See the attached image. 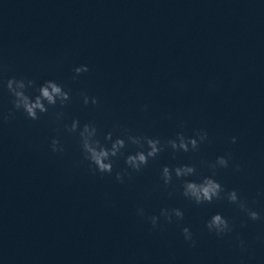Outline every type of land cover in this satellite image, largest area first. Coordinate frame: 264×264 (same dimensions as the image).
<instances>
[{
  "label": "water",
  "instance_id": "95a60500",
  "mask_svg": "<svg viewBox=\"0 0 264 264\" xmlns=\"http://www.w3.org/2000/svg\"><path fill=\"white\" fill-rule=\"evenodd\" d=\"M13 77L35 82L30 96L54 80L70 100L28 119L13 108ZM84 124L106 146L108 133L125 139L111 175L84 159ZM200 130L197 150L166 147L125 172L139 150L128 136L164 144ZM228 153L215 179L260 220L226 199L196 205L182 180L161 179L164 166L190 165L199 181ZM173 208L183 220L152 229L147 217ZM216 213L233 226L223 238L205 227ZM0 264H264V0H0Z\"/></svg>",
  "mask_w": 264,
  "mask_h": 264
},
{
  "label": "clouds",
  "instance_id": "9594fccd",
  "mask_svg": "<svg viewBox=\"0 0 264 264\" xmlns=\"http://www.w3.org/2000/svg\"><path fill=\"white\" fill-rule=\"evenodd\" d=\"M88 71L87 65H81L74 69L77 76ZM34 86L35 82L32 80L25 81L15 77L8 79L6 82V88L13 97V108L17 111L22 110L28 119L38 120L41 115L48 112L50 107H54L57 104L63 106L70 100L69 92L54 80L45 81L37 88V94L30 96L26 89ZM91 102L95 105L98 100L92 98ZM88 103L89 98L84 96V104L87 105ZM65 128L69 132H76L79 128V121L73 120L70 127L65 125ZM96 136L97 129L92 124H84L82 129H80L79 138L84 159L89 162V166L94 172H98L101 175H111L113 173V160L119 155H123L121 150L126 147V141L120 137L112 140V134L108 133L105 136V140L111 141V144L106 146L99 139H96ZM207 139L208 134L204 130L197 131L195 138L186 137L183 133H178L175 139H170L164 144L159 139L128 136L127 141L138 146L139 150L125 157V172L127 169L139 172L148 164L150 159H155L166 147H170L173 151H194L198 149L200 143L205 142ZM231 142L235 143L236 137H232ZM51 150L53 152H63V147L58 139L51 141ZM231 159V153L217 157L215 162L209 165L212 169V175L205 176L199 181L187 179V177L196 174L195 167L190 165H181L174 168L164 166L161 171V179L166 186L172 183L173 175L177 180H182V195L196 205L212 204L214 201L226 199L228 203L236 205L243 211L248 219L252 221L260 220L262 219L260 213L249 207L246 200L242 199L235 189L226 191L224 186L215 179L216 170L218 168H229ZM235 170L239 171V165L235 166ZM115 176L117 181L123 183L122 172H116ZM137 214L144 216L143 209H138ZM160 217H163L166 223L171 224L173 223V218L177 221L183 220L184 213L179 208L161 209L159 216L151 215L147 217L152 229H157L161 226L159 223ZM205 227L209 233L214 234L218 238H223L233 231V226L229 220L220 213L212 215L205 222ZM181 234L186 243L192 247L196 246L193 233L188 227H183ZM242 244L243 242L241 241Z\"/></svg>",
  "mask_w": 264,
  "mask_h": 264
}]
</instances>
